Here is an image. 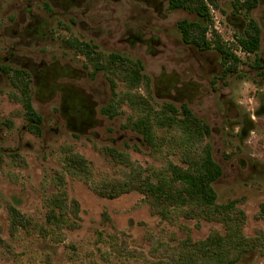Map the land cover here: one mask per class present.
Masks as SVG:
<instances>
[{"label": "rangeland", "instance_id": "obj_1", "mask_svg": "<svg viewBox=\"0 0 264 264\" xmlns=\"http://www.w3.org/2000/svg\"><path fill=\"white\" fill-rule=\"evenodd\" d=\"M27 2L0 0V56L6 55L5 50L15 41L22 53L32 51L35 61L43 55L54 60L64 48L59 41L81 34L82 29L53 26L56 40L42 49L35 42L23 46L27 43L13 31L19 28L21 17L25 18ZM231 2L219 0L221 10L210 13L213 27L230 44L235 36H243L249 17L253 18V11L228 7ZM189 10L168 9L158 17L151 26L155 38L152 49L149 44L132 46L128 42L117 46L116 38L110 39L108 47L143 61L156 107L164 102L184 103L208 124L210 133L203 142L211 146L213 158L222 168L221 176L212 183L216 202L236 199L237 207L245 213L243 233L253 237L264 231V221L258 217L264 203V79L257 66L258 61L264 63V44L260 43L255 53L234 48L240 58L237 72L224 76L218 51H200L183 42L178 22L198 20ZM256 13L262 16L260 10ZM80 83L83 90L78 94L73 91V98L77 95L87 116L78 118L74 116L78 115L76 105L62 101L63 92L39 91L30 78L31 103L42 116L41 133L36 135L29 130L23 106L12 97L16 86L9 74L0 71V264H176L187 237L198 241L213 231L224 234L225 228L218 221L181 215L164 220L151 211L138 191L103 197L83 179L65 172L66 147L87 159L95 183L123 179L130 171L129 165L110 155V149L126 154L132 166L144 169L143 176L153 177L148 169L161 170L168 162L186 166L180 157L182 145L169 132L158 130V147L154 148L140 133L125 127L127 119L135 115L127 102L120 104L113 117L101 111L115 97L104 73L83 78ZM166 85L178 86L179 91L173 90L177 99L166 96ZM113 90L121 93L126 86L118 83ZM139 90L146 93L144 86ZM56 171L65 173L67 196L79 203V226L49 232L45 237L23 229L11 234L9 206L46 226L45 198L56 192ZM234 264H264V249H252Z\"/></svg>", "mask_w": 264, "mask_h": 264}, {"label": "trees", "instance_id": "obj_2", "mask_svg": "<svg viewBox=\"0 0 264 264\" xmlns=\"http://www.w3.org/2000/svg\"><path fill=\"white\" fill-rule=\"evenodd\" d=\"M257 0H234V11L249 13L256 6ZM210 5L219 8L217 0H174L172 8H189L195 10L200 22L182 19L178 22L183 39L199 49H215L220 53L223 64V74L237 72L240 62L234 48L245 53H255L260 46V28L255 19L249 17L243 36H235L231 44L224 41L210 17ZM113 84V77L122 81L126 91H113L112 101L101 108V111L113 117L119 112L122 102H127L135 111V115L127 119L126 126L141 134L143 141L154 148L158 147L156 140L158 130H165L182 145L181 162L186 166L168 162L161 170H151V175L143 176V168L130 164L126 154L110 149V155L119 162L129 165L130 171L123 179L104 180L95 183L92 180V170L87 159L70 147L63 149L64 170L74 177L83 179L100 196L114 198L123 193L138 191L144 195L151 211L164 220H171L177 215L184 218L214 220L223 224L225 233L211 232L205 239L193 241L183 240L178 252L176 264H234L238 259L259 247L264 249V231L253 237L243 233L245 213L238 208L237 200L225 203L216 202V192L212 183L221 176L222 168L212 155L211 146L204 143L209 135L208 124L197 117L184 103L176 106L172 102H164L156 107L150 94V78L143 71L142 63L129 58L121 59L111 54L104 63ZM260 76L264 79V65L258 61ZM17 92L12 97L21 103L24 116L30 122L29 130L40 135L42 116L31 103L30 77L16 67L4 66ZM116 82V81H115ZM114 82V83H115ZM145 87L146 93L139 88ZM65 173L56 171V192L46 196L47 211L45 224H38L32 218L25 216L15 207L9 206V222L11 234L26 230L31 234L38 232L45 237L49 232L61 231L63 228L75 229L79 225V203L69 199L65 189ZM74 217V219L72 218ZM258 217L264 221V203L258 211ZM48 227V228H47Z\"/></svg>", "mask_w": 264, "mask_h": 264}, {"label": "flooded vegetation", "instance_id": "obj_3", "mask_svg": "<svg viewBox=\"0 0 264 264\" xmlns=\"http://www.w3.org/2000/svg\"><path fill=\"white\" fill-rule=\"evenodd\" d=\"M173 1L28 0L24 8L25 18L21 17L17 22V28L19 27L20 31L18 29L13 31V34L27 43H23V46L27 47L29 43L35 42L42 49V46L47 42L56 40L58 36L53 33V26L81 27V34H70L63 41H59L61 42L59 46L64 48L60 56H57L54 60L42 54L43 58L35 61L32 51L22 53L14 41L5 50L6 55L0 56V59L3 60V63L0 64V71L7 74L3 68L4 66L23 69L39 91L43 90L47 94L53 93L54 95L57 92H63L61 93L64 97L62 101L64 103L69 101V104L77 107L76 114L78 115H73L78 118L80 115L85 117L87 111L84 112L80 99L77 98V95L73 98V91H76L77 94L82 92L83 88L80 82L83 78L104 73L110 88L113 85L116 89L118 83H123L113 77L112 80L114 79V82H116L112 84L109 79L110 74L104 63L111 54L118 55L123 60L125 58L134 61L139 60L144 71L143 61L140 58L133 59L123 54V51H119L118 48H109V41L116 38L117 46L122 42H128L132 46L149 44V49H152L155 38L152 35L151 26L168 9H177L171 7ZM217 1L219 8L210 5V13L211 10H221L219 0ZM232 2L227 6L232 7ZM34 9H36V13ZM183 9L189 10V8ZM257 10L262 13L261 17L256 13ZM192 11L195 12L198 20L191 21L200 22L198 13L195 10ZM192 11L190 13H193ZM252 11L253 18L260 28V43L264 44V0H257ZM211 20L213 21L212 17ZM181 38L184 43L190 45L183 39L182 35ZM199 50L205 51L207 49ZM66 52H69L70 55H67ZM153 84L156 90L158 88L157 82L153 80ZM176 86H164L168 98L177 99L173 94V90H176V92L178 90V86Z\"/></svg>", "mask_w": 264, "mask_h": 264}]
</instances>
